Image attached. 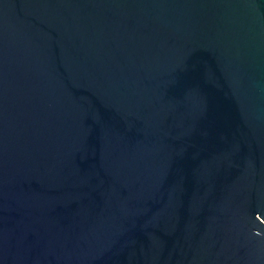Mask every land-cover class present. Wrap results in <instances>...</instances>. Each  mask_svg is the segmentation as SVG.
<instances>
[{
    "label": "water",
    "instance_id": "1",
    "mask_svg": "<svg viewBox=\"0 0 264 264\" xmlns=\"http://www.w3.org/2000/svg\"><path fill=\"white\" fill-rule=\"evenodd\" d=\"M0 264H264V0H0Z\"/></svg>",
    "mask_w": 264,
    "mask_h": 264
}]
</instances>
